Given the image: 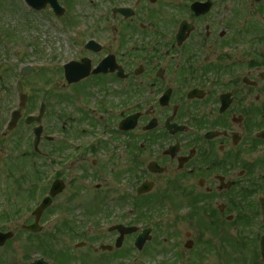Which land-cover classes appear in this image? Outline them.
<instances>
[{"label": "flooded vegetation", "instance_id": "1", "mask_svg": "<svg viewBox=\"0 0 264 264\" xmlns=\"http://www.w3.org/2000/svg\"><path fill=\"white\" fill-rule=\"evenodd\" d=\"M22 1L29 13L49 11L55 22H62L64 39L61 54L38 62L44 65L41 69L31 63L28 74L20 31L0 28L2 48L17 43L13 57L6 54L0 58V88L5 92L13 90L21 113L12 130L11 113L8 115L2 125V138L16 132L20 122L26 125L28 112L40 111L41 103L35 111H23L26 99L31 97L23 90L27 76L40 70L35 74L43 81L53 73L59 76L54 84L61 87L52 89V83L46 91L56 127H51L50 134L45 133L47 125L42 122L47 118L46 106L40 122L38 153L48 158L52 172L40 180L45 186L43 197L54 184L63 187L52 198L50 216L45 217V211L37 220L34 209L21 208L22 216L32 211V220L22 225L25 233L33 237L44 230L67 233L66 238L80 239L75 248H86L95 239L88 237L89 222L83 229L76 225L79 221L74 220L70 209L73 197L62 202L56 212L54 201L67 188V180L69 186H77L78 181V194H89L84 190L103 176L121 191L117 198L125 201L129 212H135L134 217L151 209L152 203L157 205L155 208L168 210L187 206L195 211L193 223L200 230L196 241L203 231L207 232L210 244L204 246L216 247L214 255H224L225 250L228 256L229 227H240L243 235L237 245L246 255L243 263L254 264L257 258L264 262V0H242L238 7L241 15L234 9V0H99L98 9L91 11L90 0H57L61 10L51 4L35 9ZM9 6L0 5L2 17L4 12L13 14ZM10 69L12 79L8 78ZM22 95L27 97L23 99ZM17 140L21 141V137L12 141ZM44 143L50 147L40 150ZM125 160L128 177L120 178L112 164ZM95 188L101 189L103 184ZM141 188L147 192L139 194ZM110 207L117 211L119 203ZM125 212L122 209V214L112 219L109 213L96 214L102 216L98 222L110 216L104 230L112 238L107 243L98 239L90 250L93 255L100 251L107 257L98 260L94 256L79 263L136 262L132 256H121L129 234L118 245L122 235L117 226H137ZM7 215L15 216V211L8 208ZM162 217L166 221L170 215ZM18 222L1 221L9 226ZM58 222L61 224L57 226ZM34 223L39 226L37 233L26 229ZM138 228L130 234L134 235L132 244L147 227ZM150 228L153 234L155 228ZM175 237L172 239L177 243ZM53 242L57 241L48 247L45 241H30L33 246L25 244L28 250L23 257L36 251L41 256L29 264L38 259L45 264H60L61 259L62 264H67L74 247L64 241L54 246ZM191 245L192 242L185 244L189 248ZM181 251L179 254L184 255Z\"/></svg>", "mask_w": 264, "mask_h": 264}, {"label": "rangeland", "instance_id": "2", "mask_svg": "<svg viewBox=\"0 0 264 264\" xmlns=\"http://www.w3.org/2000/svg\"><path fill=\"white\" fill-rule=\"evenodd\" d=\"M78 3H83V0H79ZM1 4L2 6H5L6 4L10 5L9 7H11L13 10V14L4 12L2 17L1 14L3 13V9L2 7L0 8L2 9L0 10V28L3 26L5 28H9L10 30L20 31L19 35L25 47V61L27 63L40 66L38 62L43 63L42 61H49L54 55L62 53L64 49L63 34L62 31H60L62 30V22H55V18L49 11H42V13L39 14L29 13L28 11L24 10V3L22 0H0V5ZM98 4L99 0H90V3L88 4L90 6L89 10H97ZM239 6H242V0H234V9L239 13V15H241L242 13L238 9ZM237 12H235L236 16L238 14ZM221 26L222 24L219 25V30ZM1 45L2 44H0V58H5L6 54H8L10 57H13L14 47L17 45V43L4 48H2ZM12 71L13 70L10 69L8 78H11ZM39 72L40 70H38V72L34 71L26 78L24 83L25 87L23 90L28 96L31 97H28L26 100L27 103L23 111L27 112L28 108H30L31 111H35L39 106V102L42 100L47 106V118H44L42 123L47 125V130L45 129V133L50 134V132H53L51 127L53 126L52 117L54 116H52V113L54 108L50 106V102L47 98L48 93L46 91L52 88V83V89L58 90L61 87L54 84L59 78L58 75L50 73L51 76L43 77L42 81L38 74H35ZM48 81L51 83L50 85L48 84L46 86L45 84H40L41 82L44 83ZM17 101L18 99L15 98L12 89H10L8 92H5L2 88H0V214L2 208L8 207V204L9 208H12L14 211L21 210V208H33L35 205H37L42 197L38 199L36 198L37 200L35 201L33 200V197L30 196L33 195L32 193L37 188L42 189L40 194L44 192V182L40 183L38 180H43L45 176H50L52 173L50 170V162L47 160L48 158L43 159V155H39L38 152L33 150V125H25L24 123L20 122L16 132H12L5 138H2V125L9 119L8 115L16 107ZM66 112H64L65 115ZM65 115L60 120L61 123L64 122ZM55 127L56 124L54 123L52 128ZM18 136L21 137V141L17 140V143L16 141H12ZM47 147H50L49 144L44 143L40 146V150H47ZM43 154H45L44 156H47L46 151H44ZM126 164L127 160L118 162V165L112 164V167L116 171L118 177H128L126 169H124ZM76 179H78V177H76ZM75 182H77L78 186V181L76 180ZM98 183H102L103 188L96 189L95 186ZM66 186L67 188L64 190V192L56 197L54 201V204L57 205L54 211L56 212V209L60 208L59 205L67 200L70 196L73 197L70 209H72L71 215L74 217V220L79 221L76 222V225L83 229V227H87V223L89 222L90 224L87 230L89 233L88 237L95 239L90 241V244L87 246L88 248H75V243L80 241V239H77L76 237H73L74 240H72L70 237L66 238L65 236L67 233L56 232L53 234L44 230V233L40 232V234L35 237L30 236L29 232L25 233V231L22 229V225L23 223L32 220L30 219L31 213L26 212L23 216L19 213L13 217L14 219H18L19 222L14 226H9L8 224L6 226L7 229L14 231L15 237L12 241H10L9 245L0 248V261H3L4 264H24V262L25 264H29L32 259L40 257L41 253L36 251L30 252L29 257H23L25 251L28 250L25 244L28 248H32L33 246V243H30V241L34 243L45 241L48 247H51L52 241L59 242H53L54 246H59V244L64 241V243H67L70 247H74V255L67 264H82L79 263L80 260L86 261L90 259V257L93 258L94 256H96L98 260H102V257L107 256L100 251H98V253L94 252L97 255H93V251H91L90 248L97 245L98 239L101 243H107L110 241L109 238L111 236L107 235L104 228L108 226L112 217H118L122 214V209L126 210L125 213H129L131 215L128 216V220L131 219L130 217H132L130 221L131 223H135V225H138L141 228H155V231L153 230L152 239L150 242L146 243L144 249L145 251L142 254L134 255L137 254V252H134V249L131 247L133 242L132 238L134 237L133 234H129L127 240H125L122 247L121 256L123 259H127L131 256L134 257L136 259L134 264H196V258L199 264H244L243 261L244 259L246 260V255L241 252L237 245L241 235H243L240 227H229L231 236L229 240L230 247L228 250L230 252H228L227 256L224 250L225 248L223 249L222 247L224 250V255L220 254L217 257L213 254L216 247L211 248L209 246H204L206 243L210 244V241H208L210 238L207 236V232L203 231L199 241H196L200 230H198V226L194 225L193 223L194 217L192 216H194V210H190V208L187 206L184 208L182 205H180L176 207L177 209L168 210L167 208H155L157 205L152 203L151 209L148 207L143 212L141 211V214L146 215L141 217L143 215L140 214V216L139 213H137V218V216L134 217L135 212H129L127 210L129 209V206L125 205V201H120L117 198L121 191H119L117 187H113L110 183H108L106 177L103 178L102 176V178L96 183H90L89 187L91 186V190H89V187H87V190H84V192H88L89 194H78L77 186L75 184H71V186H69L68 180L66 181ZM8 190L10 193L6 194V191ZM27 202L29 207L27 206ZM104 203H110V205L113 206H116V204L119 203V207L117 211H115V207H110L109 209V204L106 208L100 207L104 206ZM88 204L92 205L89 206ZM100 209L102 210L99 211ZM46 212V215L44 214V216L48 217L53 211L50 212V208H48ZM100 213H109L111 215V219L110 216H106L104 217V220L98 222L102 216L96 214ZM166 213L170 215V218L166 219V221H162L161 219L164 218L162 215ZM94 215H96L94 217L96 225L92 219ZM1 218L2 217L0 215V219ZM156 219L158 220L157 222ZM122 220L125 221L126 218L123 217ZM1 221L2 220H0V226H2ZM60 224L61 223L58 222L57 226ZM50 228L51 227L49 226L48 229ZM172 228H174L175 233L172 232ZM186 234L189 235L187 236ZM78 237L80 238V236ZM174 237L176 238L177 243L175 240L173 241L172 238ZM179 240L180 242H178ZM187 242H192L190 248H186L185 244ZM215 244L217 245V243ZM227 245L226 247H228ZM181 250L184 251V255L179 254ZM87 252L91 255H88ZM206 253L209 255H206ZM231 259L235 260V262H230ZM256 260L257 261L254 264H264L263 261L261 263V259L257 258ZM117 261L118 256L116 258V262ZM122 262L126 263V260H123ZM59 263L62 264L61 259H59Z\"/></svg>", "mask_w": 264, "mask_h": 264}, {"label": "water", "instance_id": "3", "mask_svg": "<svg viewBox=\"0 0 264 264\" xmlns=\"http://www.w3.org/2000/svg\"><path fill=\"white\" fill-rule=\"evenodd\" d=\"M26 2L35 9H41V8L45 7L47 3H50L56 10L60 9L56 0H26ZM43 113H44V107L42 108V112H41L40 117L42 116ZM40 117H28L26 121H27V123H32L33 121L40 120ZM18 118H19V114L17 112H15L13 114V120L11 121V124H10V129H12L15 126ZM34 131H35V135H36L34 145L36 147L38 145V142H39L41 128H36ZM58 184L53 186V188L51 190V196H55L56 194H58L61 191V188L63 187V185H58ZM50 201H51V198H47V200L43 202V204L37 210V213H36L37 216H39L42 213L43 209L50 203ZM29 228L36 230L37 225H33L32 227H29ZM119 229L121 230L122 235L124 233L131 232L133 230V228L126 229L124 227H119ZM149 233H150L149 230H145L144 233L138 237L136 245L139 249H142L145 242L151 238ZM11 237H12L11 233H7V234L0 233V245L4 244L6 242V240L11 238ZM122 237L123 236H121L118 239V245H120V243L122 241ZM262 246H263V252H264V238H263ZM36 264H43V262L41 260H39L36 262Z\"/></svg>", "mask_w": 264, "mask_h": 264}]
</instances>
